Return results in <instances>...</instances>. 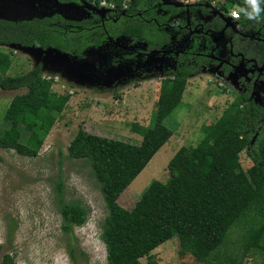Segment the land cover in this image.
I'll return each instance as SVG.
<instances>
[{"label":"trees","instance_id":"obj_1","mask_svg":"<svg viewBox=\"0 0 264 264\" xmlns=\"http://www.w3.org/2000/svg\"><path fill=\"white\" fill-rule=\"evenodd\" d=\"M81 1L111 4L115 23L101 24L95 15L90 21L72 22L58 13L19 21L0 18V47L54 50L82 59L86 50L121 36L142 44L148 53L167 42L168 32L149 20H165L150 9L159 0ZM227 4L239 7V27L255 24L260 18L259 0H223L221 7L225 9ZM123 8L124 16H120ZM10 66V52L0 50V90H24L4 110L7 127L0 133V149L34 158L68 96L51 90L52 82L41 77L39 64L15 76L7 75ZM199 70L198 64L183 63L160 81L150 125L135 128L140 137L137 145L78 130L66 148V157L85 162L98 186L106 210L99 225L106 264H141L140 258L173 237L179 254L206 263L217 259L236 227L242 232L239 254L228 253L227 261L241 264L250 255L264 263V122H260L263 115L258 108L245 105V96L236 99L235 106L242 105L241 110L235 106L226 109L202 129L195 146L180 147L173 154L164 183L151 182L130 210L117 204L119 195L171 136L163 121L178 105L186 79ZM244 149L251 163L246 170L238 162ZM56 193L60 229L70 235L74 227L85 223L86 210L76 202H63L59 188ZM10 236L7 228V244ZM0 264H16L13 254L3 252Z\"/></svg>","mask_w":264,"mask_h":264},{"label":"rangeland","instance_id":"obj_2","mask_svg":"<svg viewBox=\"0 0 264 264\" xmlns=\"http://www.w3.org/2000/svg\"><path fill=\"white\" fill-rule=\"evenodd\" d=\"M209 1L216 7L223 3V0ZM80 3L77 8L93 10L99 16L113 10L107 4L100 7ZM71 8L56 0H0V17L19 21L55 12L64 17L66 12L79 15ZM117 42L114 46L88 49L82 59H71L51 50L0 47L2 52L11 54L8 76L25 73L39 64L41 77L52 82L51 90L68 96L65 108L36 157L26 158L13 150L0 149V257L3 252L13 254L16 264H106L104 247L99 240V225L106 210L98 186L85 162L66 157V148L78 130L137 145L140 137L135 128L150 125L159 83L168 76L167 70L172 69L169 64L151 65L154 53L147 54V61L140 68L131 69L126 64L109 68L120 51L143 48L142 44L130 46L126 40ZM102 66L106 68L104 72L100 70ZM23 92L0 90V133L7 127L3 121L5 108L14 95ZM236 93L239 91L235 92L230 81L219 78L214 69L188 77L178 105L163 121L171 136L119 195L117 204L130 210L151 182L164 183L169 178L166 167L169 159L180 147L195 146L202 129L235 106ZM236 108L241 110L242 106ZM238 162L243 170L250 167L245 149L239 154ZM58 188L63 202H76L86 210L85 223L74 227L70 235L60 229ZM7 228L11 230L9 244L5 237ZM241 233L239 227L233 228L217 259L206 263L197 262L188 254H179L175 237L155 247L139 262L230 264L226 255L239 254ZM259 263V258L250 255L241 262Z\"/></svg>","mask_w":264,"mask_h":264},{"label":"flooded vegetation","instance_id":"obj_3","mask_svg":"<svg viewBox=\"0 0 264 264\" xmlns=\"http://www.w3.org/2000/svg\"><path fill=\"white\" fill-rule=\"evenodd\" d=\"M185 1L159 0L150 8L154 15L164 16L165 20L160 23L155 19L149 20L157 28L163 27L168 32L167 42L151 51L154 52L151 65H171L172 69L167 70L168 74L183 63L195 66L198 64L199 72L214 69L219 78L228 79L235 92L239 91V94L236 93L237 98L245 96V105L252 104L260 110L263 115L260 122H264V0H259L256 5L260 14L259 20L255 24L248 23L242 27L238 26L239 16L237 20H229L226 10L216 7L209 0ZM56 2L60 5H71V9L78 12L79 15L66 12L67 17L60 14L72 22L90 21L93 15L98 17L101 24L116 21L111 12L99 16L77 8L80 6L77 2L81 0ZM124 8L120 16H124ZM118 39L126 40L130 46L140 44L133 43L129 37L121 36L116 40L103 42L98 48L114 46L118 44ZM147 54L149 53L144 46L132 51H120L110 62L109 68L124 64L131 69L140 68L146 63ZM100 68L102 72L106 69L103 66Z\"/></svg>","mask_w":264,"mask_h":264},{"label":"built area","instance_id":"obj_4","mask_svg":"<svg viewBox=\"0 0 264 264\" xmlns=\"http://www.w3.org/2000/svg\"><path fill=\"white\" fill-rule=\"evenodd\" d=\"M187 1H189V0H186L185 3H187ZM201 1H206V0H193V2H201ZM106 4L107 3H105V2H100L98 5L100 7H104V6H106ZM107 5L109 6V8H113L111 4H107ZM222 5H223V3L220 4V7ZM225 10H226V15H227V17H228L229 20L234 21V20H237L238 19V16H239V7L238 6L231 5V4H227L225 6Z\"/></svg>","mask_w":264,"mask_h":264},{"label":"water","instance_id":"obj_5","mask_svg":"<svg viewBox=\"0 0 264 264\" xmlns=\"http://www.w3.org/2000/svg\"><path fill=\"white\" fill-rule=\"evenodd\" d=\"M71 6V5H70ZM72 8H73V6H72ZM92 12H93V10H91ZM96 13H99V12H96ZM59 14V13H58ZM1 18V17H0ZM37 18H40V17H37ZM1 19H5V18H1ZM5 20H9V21H13V20H10V19H5ZM11 47H14V46H11ZM17 48H19V47H17ZM33 50H39V49H33ZM45 51H48V50H45ZM51 51H54V50H51ZM87 51V50H86ZM86 51H85V53H86ZM54 52H56V53H59V52H57V51H54ZM151 53H154V52H151ZM59 54H61V53H59ZM62 55H64V56H67V55H65V54H62ZM68 57V56H67ZM71 59H74V58H71Z\"/></svg>","mask_w":264,"mask_h":264}]
</instances>
